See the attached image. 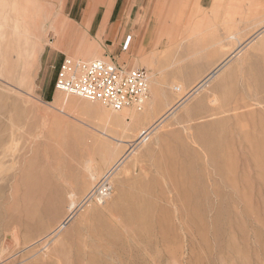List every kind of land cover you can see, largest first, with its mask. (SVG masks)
Returning a JSON list of instances; mask_svg holds the SVG:
<instances>
[{
	"label": "rangeland",
	"instance_id": "rangeland-1",
	"mask_svg": "<svg viewBox=\"0 0 264 264\" xmlns=\"http://www.w3.org/2000/svg\"><path fill=\"white\" fill-rule=\"evenodd\" d=\"M103 2L0 0L2 50L8 51L12 19L18 11L20 18V9L32 13L30 27L41 37V48L27 60L2 56L0 264H264V45L258 47L252 31L240 33L238 42L229 39V52L238 53L202 90L175 107L178 92L167 89L169 101L157 102L131 122L117 143L120 164L107 173L109 163L100 160L96 178L75 189L70 220L51 232L67 214L66 191L57 186V175L83 152L72 127L81 124L74 117L88 119L68 105L50 107L62 64L76 63L87 50L96 57L81 62L103 60L148 71L151 56L166 60L169 48H176L173 60H166L173 65L165 82L189 92L223 52L191 68L197 38L187 30L197 28L205 43L214 33L220 40L228 36V24L233 34L253 17L264 19V0H118L120 28L97 33L93 23L83 29L82 13L102 9ZM78 32L83 40L73 38ZM170 35L176 45L168 44ZM141 50L149 54L147 62ZM212 95L222 107L215 112L207 102ZM149 99L122 111H144ZM172 107L141 140L142 132ZM60 123L71 128L61 131ZM94 158L99 159L97 151ZM56 162L62 167L49 166ZM140 164L147 173L139 171Z\"/></svg>",
	"mask_w": 264,
	"mask_h": 264
},
{
	"label": "bare ground",
	"instance_id": "bare-ground-1",
	"mask_svg": "<svg viewBox=\"0 0 264 264\" xmlns=\"http://www.w3.org/2000/svg\"><path fill=\"white\" fill-rule=\"evenodd\" d=\"M20 10L22 11L20 18H19V11H18L16 18L12 19V25L14 24V27L12 29L13 32L11 35V41L8 45V51L5 52L4 50L0 48V69L1 70L4 67V59H2V56H5L7 58L6 56L7 54V55H10L12 58H15L18 61L27 60V58L34 56V53L36 52V50L38 51L41 48L39 45L41 42V37L35 34L33 29L30 27L31 23L34 21V16L32 15L31 12H28V11L27 12L29 14H27L24 8ZM253 18L254 19H250V24L248 26L244 27L239 32H236L233 34H230L231 28L228 24V27H226L227 28L226 34L228 36H225L224 39L220 40V39H217V35H215L214 33L213 34L214 36L212 37V39L205 43H202L200 41L199 37H200L201 32L197 28L193 27L192 29L187 30L191 32L193 37L197 38L196 43L194 44V49L192 50V55L195 56V59L193 60V64L191 68L197 67L203 61L208 59V57L214 56L219 52H223L222 58L220 60H217L216 64L211 67L210 71L203 78V80H201V82H199L189 92H184L180 85L171 87V85L169 86L165 82V76H164L165 71L170 70V68H172V65H173L171 63L167 64L166 60L168 58L173 60V58L175 57L176 48H169L170 50H168L167 52L168 56L166 57V60H163L159 56H156L154 53H152V55L153 54L154 55L150 57L151 68L148 69V83L149 85L151 84L150 87L152 91H151V98L150 99L147 98V100L149 99V101L144 111L137 112L132 109H126L123 111L121 109L119 111H113L112 109L102 104L104 107L107 108L106 109L107 111H106L104 110L105 108L101 105L100 106L99 105H96V106L86 105V103H89V101L81 97H78V96L75 97L74 95V97L69 98L68 94L62 93L60 91L57 92L56 96L51 102L50 107L55 108L56 106H60V105L62 106L68 105L72 109L80 110L81 114L88 117V119L74 117V119L77 122H79V124H81L80 126L76 124L72 127L76 130V133H77V138H76L77 148H79V150H83V152L80 154L79 158L75 159L73 165H71L65 172H60L57 175V179H56L57 184H58L57 186L63 188L64 191H66V198L68 199V204L66 207V213H67L66 216L58 225H56V227H54L51 230L52 233L60 231L62 228L65 227L67 222L70 220L71 215L73 214L77 206L76 195L74 191L77 188V186L81 185L87 178L88 179L96 178L95 173L99 167V161L104 160L109 163L110 167L108 168L107 173L109 172L111 173L120 164L121 162L120 157L119 158L116 157L117 148H118L117 143L120 141V136L123 133H126L127 131L130 130L131 122H135L138 119H140L142 116L147 115L149 114V112L153 111L157 102L169 101V99H171V94L168 92L169 89H172L178 92V94L176 95L178 99H177L175 107L183 103L191 94L202 90L208 83L207 82L208 79L212 77L215 73H217L222 67H224L232 59L233 55L238 53L239 50L237 52L236 51L229 52L230 49L228 48V46L231 45L229 43V39L232 38L236 42H238L239 41L238 36L240 35V33L246 32V31L248 32L252 31L251 33V35H253L252 39L254 38L260 39L258 40V47L259 46L261 47L264 45V38L261 37L262 33L264 32V25H263L264 19H262L261 16L253 17ZM208 28H210L212 32L215 31L214 25L208 26ZM208 28H206L205 32H208L207 31L209 30ZM182 32L183 31L180 30V33L177 34L180 38H182ZM73 38H76V40H79V39L83 40L84 34L82 32L80 33L78 32L77 36H73ZM169 39H170L168 42L169 45L171 46L176 45L175 43L177 41V38L175 39L174 37L170 35ZM131 40L132 39L129 37L125 41L126 50L129 48L131 44ZM125 42L123 44H125ZM240 47L241 46H239V48ZM172 49H174V51ZM148 55L149 54H144L142 52L140 54V57L142 58L144 62H147L149 59ZM95 57H96V54L89 53V51L84 50L81 53L79 61L77 62H81L82 60H87V59L88 60L93 59ZM68 62L69 61H67V63ZM155 75H158L159 77H156ZM150 87L148 89L149 95H150ZM83 102H86V103H83ZM207 102L208 104H210V108L212 112L222 109V107L219 106L218 98L215 95H212V97ZM91 103H99V102H91ZM235 104L236 105L238 104L237 101L235 102ZM173 109L174 107H172L164 115H162L155 124L146 128L141 134V137H140L141 140H143L144 137L148 135L150 131H152L154 126L159 125L163 121V119ZM233 116L234 118H236L234 114ZM60 126H61L60 130L64 132H67L69 128H71L69 126V123H60ZM233 150H235V148H233ZM96 151L99 155V159L94 158V154ZM61 165L62 163L60 164V162H56L55 165L51 164L49 166L51 167L55 166L56 168H60L62 167ZM137 165L138 164H135L133 168L136 167ZM138 168L141 173L142 172L145 173L148 170L147 167L144 166L143 164H140ZM130 172L131 171H128L126 175H128Z\"/></svg>",
	"mask_w": 264,
	"mask_h": 264
},
{
	"label": "built area",
	"instance_id": "built-area-1",
	"mask_svg": "<svg viewBox=\"0 0 264 264\" xmlns=\"http://www.w3.org/2000/svg\"><path fill=\"white\" fill-rule=\"evenodd\" d=\"M55 88L119 111L145 103L149 95L148 71L103 60L64 62L57 74Z\"/></svg>",
	"mask_w": 264,
	"mask_h": 264
},
{
	"label": "crops",
	"instance_id": "crops-1",
	"mask_svg": "<svg viewBox=\"0 0 264 264\" xmlns=\"http://www.w3.org/2000/svg\"><path fill=\"white\" fill-rule=\"evenodd\" d=\"M105 1L106 0H104L102 5H105L106 8L107 6L108 8L111 7L109 11H106L105 7H101L102 9L100 10L97 9L96 11H93L94 13H91V10L89 12L85 11L82 13V19L80 20V22L83 24L84 23L83 21H85L83 25H86L85 27H83V29H90L91 25L95 23L96 24L95 31L97 33H105L107 29H109L108 32L110 33L114 26L116 28H120L122 26L121 19L123 13H122V9L118 8L117 6L118 0H112L110 5L109 4L106 5ZM88 15L92 16V18L85 19V16ZM104 52L107 53L106 51ZM141 52L142 50L139 52V54H141ZM107 56L109 55L107 54ZM104 57H106V55Z\"/></svg>",
	"mask_w": 264,
	"mask_h": 264
}]
</instances>
